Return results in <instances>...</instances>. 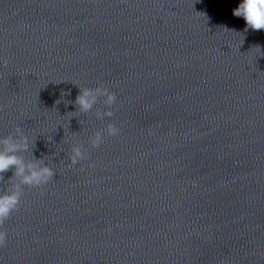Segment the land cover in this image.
Wrapping results in <instances>:
<instances>
[{"label":"water","instance_id":"obj_1","mask_svg":"<svg viewBox=\"0 0 264 264\" xmlns=\"http://www.w3.org/2000/svg\"><path fill=\"white\" fill-rule=\"evenodd\" d=\"M239 2L0 0V140L54 171L22 186L0 264H264V32ZM98 86L110 118L74 104Z\"/></svg>","mask_w":264,"mask_h":264},{"label":"clouds","instance_id":"obj_2","mask_svg":"<svg viewBox=\"0 0 264 264\" xmlns=\"http://www.w3.org/2000/svg\"><path fill=\"white\" fill-rule=\"evenodd\" d=\"M232 16L242 18L245 27L243 33L248 30H260L264 32V0H240L237 6L232 10ZM204 15V14H203ZM235 32L236 30H227ZM241 34L242 33H238ZM98 97H103L105 111H96V118L101 120L105 117H112V108L116 96L103 86L95 88L79 89V94L75 97L74 104L82 113H88L93 110L97 104ZM119 134V128L112 123L107 124L103 133L95 132L89 138L91 148H97L102 142V136L115 137ZM29 145L27 138L21 137L18 143H12L8 138L0 140V177L2 174L12 170V176L7 182L8 187L0 192V225L9 218L20 202L22 186L40 187L47 184L54 175L52 168L43 165L40 162L25 163L15 153L27 151ZM70 165H77L80 161L86 159L85 150L79 145L72 147L69 157ZM6 233L0 230V246L5 243Z\"/></svg>","mask_w":264,"mask_h":264}]
</instances>
